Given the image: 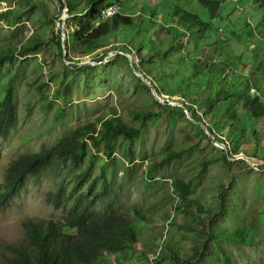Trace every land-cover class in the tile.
<instances>
[{
  "label": "rangeland",
  "instance_id": "1",
  "mask_svg": "<svg viewBox=\"0 0 264 264\" xmlns=\"http://www.w3.org/2000/svg\"><path fill=\"white\" fill-rule=\"evenodd\" d=\"M1 1L0 13L12 9L21 13L0 18V47L13 45L17 49L16 68L10 64L3 68L0 81L19 72L15 87L19 120L9 138L0 145V191L10 163L19 156L51 148L77 127L92 123L98 117L108 119L118 114L130 126L140 128L142 136L133 146L117 145L112 158L103 150L97 154V162L103 160L107 168L117 172L113 191L106 200L117 195L113 210L133 220L139 217L135 213L138 209L146 221L136 227L142 252H134L121 261L107 254L112 264H155L160 254L170 251L169 248L180 251L184 259L196 250L205 253V258L198 257L191 264H223L217 240L210 235V213L201 215L200 224L186 219L179 209L183 195L175 189V180L191 183L189 200L202 201L213 213L218 212L222 204L226 205L227 211L216 220L218 235L225 229H235L238 223L247 225L245 244L221 241L235 264H264V159L257 157L264 152V119L255 126L258 141L251 133L242 134L236 140L238 128L229 122L225 131L216 129L225 111L215 110L207 115L204 104L199 103L188 112L183 99L157 89L154 81L160 72L150 65H141L140 52L131 41L125 40L126 36L106 37L100 49L89 50L78 57L70 46L74 40L72 31L82 20L88 19L87 15L70 14L60 0H37L40 5L20 4V0ZM232 1V5L228 3L223 8L216 27L222 47L234 50L239 59L242 58L243 62L238 63L241 69L248 72L252 66L259 68L257 61L263 60L264 44L259 40L264 41V31L255 30V42L245 37L241 26L246 21L256 26L253 20L259 21L262 11L255 10L248 1L241 0V4L238 0ZM149 2L153 4L157 0ZM108 6L111 7L107 10L122 8L125 13L134 9L133 5H121L117 0H110ZM243 10L247 13L243 14ZM231 21L237 22L238 39L231 36L230 30L234 28ZM152 35L161 41L169 38L166 26L156 27ZM24 40L33 41L35 50L21 55L20 43ZM181 41L185 45L183 52L187 56L193 54L189 37H182ZM64 49L68 50L64 52ZM151 50L149 44L143 53ZM198 54L202 60L213 55L212 52ZM256 71L249 75L251 79L256 78ZM184 72L187 77L193 76L191 68ZM28 81L32 87L27 86ZM205 82V78L200 80L201 84ZM192 91L201 97L207 94V89L199 87ZM3 98L0 83V102ZM146 112L160 115L152 117L142 127L135 115ZM171 149L188 153L151 175L152 167L160 164ZM208 161L213 163L205 170L203 164ZM100 173L101 164H98L93 176ZM62 177L48 173L40 182L30 177L21 196L8 207L0 208V249L24 238V222L29 219L59 221L67 216L71 203L56 208L47 201V194L57 188ZM105 202L98 200L93 209L107 212ZM183 226L193 230H185Z\"/></svg>",
  "mask_w": 264,
  "mask_h": 264
},
{
  "label": "trees",
  "instance_id": "2",
  "mask_svg": "<svg viewBox=\"0 0 264 264\" xmlns=\"http://www.w3.org/2000/svg\"><path fill=\"white\" fill-rule=\"evenodd\" d=\"M60 1L70 14L88 16L87 20H82L74 26L72 31L74 40L70 46L78 57H82L89 50L100 49V43L106 37L126 36L125 40L131 41L140 52L141 65H150L160 72L154 81L157 89L169 93L172 97L178 96L183 99L187 103L188 112H192L193 106L199 103L204 104V113L207 115L215 110H223L225 116L221 124L217 125V131H225L229 122L238 128L236 140L247 133H251L255 141L259 140L255 126L264 119V52L263 60L257 61L258 56L254 58L259 68L252 66L245 72L238 64L243 62L242 58L239 59L234 50H225L222 47L219 28L216 27L223 8L228 3L232 5L234 1L157 0L151 4L149 0H117L121 5H133L134 9L131 13H125L122 8L115 10L114 15L108 18L104 17L103 11L111 7L108 6L110 0ZM238 1L241 4V0ZM245 1L251 3L255 10L262 11L261 19L253 20L256 26H252L248 21L241 26L242 30H245V37L253 38L257 42L255 30L258 29L260 33L264 31V0ZM29 2L34 5L41 3L37 0H20L19 3ZM19 13H21L19 10H8L0 13V18ZM245 13L247 11L243 10V14ZM160 15H163L161 22ZM231 22V26L234 27L230 30L231 36L238 39L237 22ZM163 26L167 27L169 35L165 41L158 40L152 35L156 27L159 29ZM186 36L189 37L190 47L194 50L190 56L183 52L185 45L181 38ZM259 41L264 44L263 40ZM20 44L21 55L35 50L33 41L24 40ZM59 44L61 46V43ZM149 44L152 46L151 52L143 53V49ZM254 44L252 43V46ZM67 50L64 49V52ZM199 52L204 55L212 52L213 55L210 59L202 60ZM16 53L17 49L13 48V45L0 47V71L9 64L16 68L14 65ZM187 68L193 70V76L185 75L184 71ZM254 70H258L257 75L251 79L249 75ZM18 73L16 71L0 81L4 93V98L0 102V145L9 138L19 120L15 88ZM202 78L206 79L203 84L200 83ZM27 86L33 85L28 81ZM194 87L204 91L207 89V94H202L201 97L192 91ZM194 95L197 97L192 98ZM178 110L184 113L183 109ZM158 115H160L158 112H146L135 117L140 120L142 127H145L148 120ZM141 136L140 128L130 126L118 114L108 119L98 117L94 122L83 124L62 137L55 146L44 148L40 152L23 154L12 161L7 169L6 181L1 185L0 208L8 207L21 196L30 177L40 182L48 173L63 176L57 188L47 194L48 203L56 208L71 204L63 220L25 221L24 238L18 242L7 243L0 249L2 264H112L107 254L121 261L134 252H142L136 227L145 223L146 217L138 209L135 213L139 217L133 220L113 210L117 195L108 202L106 199L113 191L117 172L113 168H107L103 160L96 161L101 150L112 158L117 145L133 146ZM187 153L181 149L169 150L162 162L152 167L150 174L160 167L170 165L174 160L182 159ZM257 157L264 159V152ZM212 163L213 161L205 162L204 169L206 170ZM98 164H101V173L93 176ZM173 185L183 195V203L179 209L186 219L200 224L203 222L201 215L210 213V235L217 240L218 250L224 257L223 264H235L230 251L221 241L245 244L249 230L247 225L244 222L241 225L238 223L235 229H225L218 235L216 220L227 211L226 205L222 204L219 211L213 213L202 201L189 200L191 183L175 180ZM103 199L108 203L107 212L100 213L93 207L98 200ZM183 229L193 230L190 226H183ZM169 250L162 252L155 264H191L198 257L205 258V253L199 250L194 251L193 255L186 259L177 249Z\"/></svg>",
  "mask_w": 264,
  "mask_h": 264
},
{
  "label": "built area",
  "instance_id": "3",
  "mask_svg": "<svg viewBox=\"0 0 264 264\" xmlns=\"http://www.w3.org/2000/svg\"><path fill=\"white\" fill-rule=\"evenodd\" d=\"M115 12H116V11H114V10L111 11V10H107V9H106V10L103 11V15H104L105 18H108V17L114 15Z\"/></svg>",
  "mask_w": 264,
  "mask_h": 264
},
{
  "label": "water",
  "instance_id": "4",
  "mask_svg": "<svg viewBox=\"0 0 264 264\" xmlns=\"http://www.w3.org/2000/svg\"><path fill=\"white\" fill-rule=\"evenodd\" d=\"M67 6V5H66Z\"/></svg>",
  "mask_w": 264,
  "mask_h": 264
}]
</instances>
